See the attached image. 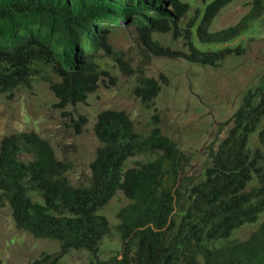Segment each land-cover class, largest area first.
<instances>
[{
	"label": "trees",
	"instance_id": "16d2710c",
	"mask_svg": "<svg viewBox=\"0 0 264 264\" xmlns=\"http://www.w3.org/2000/svg\"><path fill=\"white\" fill-rule=\"evenodd\" d=\"M231 1L211 0L199 21L193 16L182 25L190 10L186 0H0V93L11 98L14 89L31 87L37 77L56 98L53 106L70 116L68 105L85 103L100 86L115 84L103 67L109 58L122 74L135 76L133 93L150 108L166 76H148L131 65L112 45L113 30L131 28L142 48L155 56L217 66L244 53L241 44L231 42L264 14V0H251L237 22L210 31L214 17ZM168 32L183 38L184 49L154 37ZM263 119L264 81L243 95L181 213L179 184L187 158L161 132L157 115L149 133L140 134L124 110L106 108L97 114L93 129L100 144L86 187L70 183L69 164L36 132L5 134L0 205L8 202L18 229L59 243L56 252L27 264H56L71 249L89 251V264L93 259L95 264H264V219L246 238L232 237L236 228L257 222L264 212ZM71 121L80 132L86 117L79 114ZM256 130L259 145L252 147ZM138 155L145 158L131 159ZM118 191L129 199L113 226L121 248L102 260L99 244L112 225L100 211Z\"/></svg>",
	"mask_w": 264,
	"mask_h": 264
},
{
	"label": "rangeland",
	"instance_id": "374dc122",
	"mask_svg": "<svg viewBox=\"0 0 264 264\" xmlns=\"http://www.w3.org/2000/svg\"><path fill=\"white\" fill-rule=\"evenodd\" d=\"M190 10L182 25L195 17L199 21L203 7L211 0H186ZM251 0H232L212 20L209 30L216 31L237 22L248 12ZM197 9L198 12H197ZM154 37L172 48H182L183 38H174L171 32L154 34ZM111 43L122 50L131 65L142 68L145 75L161 80V89L153 106L145 107L133 93L135 76L122 74L117 63L105 59L103 67L116 78L115 84L100 86L90 93L85 103L68 105L70 116H62L54 107L56 98L48 85L33 78L31 87H17L8 98L0 93V140L14 131H34L53 147L58 159L69 164L67 177L77 187H86L91 182L90 163L99 146L93 125L97 114L106 108L124 110L133 121L136 132L148 134L153 115L163 134L174 140L186 156L179 184L180 203L177 213L189 203L190 187L203 177L210 164L209 151L227 134L229 119L241 104L243 95L264 81V14L254 19L249 27L232 44H241L244 53L228 56L217 66L190 63L183 58L159 57L146 51L137 42L131 28H115ZM213 47V46H211ZM79 114L86 117L81 131L77 132L71 119ZM72 117V118H71ZM264 123V119H263ZM257 130L251 135L252 147L258 146ZM142 155L131 158L144 159ZM128 164H132L131 161ZM129 203L122 191H118L101 209L112 225L110 233L102 238L98 258L108 260L118 255L121 248L119 233L113 228L117 224V211ZM264 219L236 228L232 237L246 238ZM59 249L56 240L36 238L31 233L15 226L11 208L7 201L0 205V260L3 264H27L44 253ZM89 251L71 249L59 258L56 264H89ZM96 260L93 259L95 264Z\"/></svg>",
	"mask_w": 264,
	"mask_h": 264
}]
</instances>
